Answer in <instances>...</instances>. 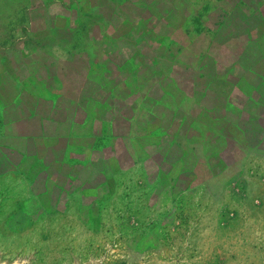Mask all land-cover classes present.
Wrapping results in <instances>:
<instances>
[{
	"label": "rangeland",
	"instance_id": "374dc122",
	"mask_svg": "<svg viewBox=\"0 0 264 264\" xmlns=\"http://www.w3.org/2000/svg\"><path fill=\"white\" fill-rule=\"evenodd\" d=\"M0 252L264 264V0H0Z\"/></svg>",
	"mask_w": 264,
	"mask_h": 264
},
{
	"label": "water",
	"instance_id": "95a60500",
	"mask_svg": "<svg viewBox=\"0 0 264 264\" xmlns=\"http://www.w3.org/2000/svg\"><path fill=\"white\" fill-rule=\"evenodd\" d=\"M72 261L71 264H99L94 258H90L87 261L82 262L79 258H76L74 255H71ZM34 255H29L28 257L16 256L12 260L3 259V255L0 252V264H32Z\"/></svg>",
	"mask_w": 264,
	"mask_h": 264
},
{
	"label": "crops",
	"instance_id": "0c3cea01",
	"mask_svg": "<svg viewBox=\"0 0 264 264\" xmlns=\"http://www.w3.org/2000/svg\"><path fill=\"white\" fill-rule=\"evenodd\" d=\"M253 98H254V100H256V99H260V98H258V97H256V98H255V97H253ZM251 100H253V99L251 98ZM254 100H253V101H254ZM261 100H262V99H261Z\"/></svg>",
	"mask_w": 264,
	"mask_h": 264
}]
</instances>
